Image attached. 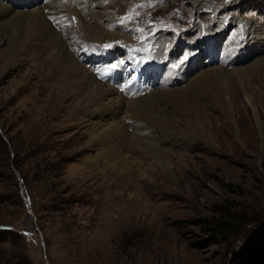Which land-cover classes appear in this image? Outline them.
<instances>
[{
	"label": "rangeland",
	"instance_id": "1",
	"mask_svg": "<svg viewBox=\"0 0 264 264\" xmlns=\"http://www.w3.org/2000/svg\"><path fill=\"white\" fill-rule=\"evenodd\" d=\"M44 1L53 0L4 4L18 13ZM71 1L106 17L105 60L125 49L139 56L149 41L158 50L163 36L166 75L149 72L144 84L192 96L181 99L187 107L159 101L165 129L127 115L151 91L114 85L125 80L117 71L101 79L116 93L129 86L122 111L83 113L68 93L53 109V94L41 92L48 72L38 58L37 70L8 67L13 48L0 31V264H238L264 246V0ZM140 58L84 65L105 75L129 62L142 75ZM136 135L144 144H133Z\"/></svg>",
	"mask_w": 264,
	"mask_h": 264
},
{
	"label": "bare ground",
	"instance_id": "2",
	"mask_svg": "<svg viewBox=\"0 0 264 264\" xmlns=\"http://www.w3.org/2000/svg\"><path fill=\"white\" fill-rule=\"evenodd\" d=\"M23 1L26 3V0ZM4 2L7 3L8 0H0V31L4 32L5 36L9 38L10 46H12L13 48V50H11L12 53L10 52L9 54L8 52L6 57L8 67H12V68L17 67L19 61L20 63L22 62L20 65L25 64L26 62L32 63L33 60L38 58V61H40V63L42 64L44 71L48 72V75L51 77L50 83H48L46 87L41 89V92H45L49 90V92L53 94V99L50 102L49 107L53 109L54 108L57 109V107L62 104L61 100L63 99V97H65L64 94L68 93L69 98L71 97L81 98V101L84 103V108L81 110L79 109V111H82L83 113H90L91 111L95 110L98 113H102L106 111L109 112V114H111L113 112V109L115 108L119 109V111L121 110V108H125L123 107L125 104L124 95L128 93L127 92L128 90L127 91L119 90V92L116 93L115 89L110 84L105 83V81L101 79L103 77L102 72L97 70V68L94 69L93 67L91 71H89V69H86L84 65V62H90L91 64V61L95 63H98L100 61H101L100 63L108 62L107 59L105 60V57H100L101 54H103V52H105L107 48L104 47L103 45L109 46L111 42L110 41L111 32L108 29H105V24H103L102 26L100 25V22L103 19H106V17L102 16L101 17L102 19H99L96 17V15L95 16L90 15V13H88L89 11L86 12L87 8L85 7H84L85 8V13H84V9H82L83 6H80L79 4H76L71 0H60V2L54 0L46 1V2L44 1L42 8L35 9L30 12L24 11V12H29L28 14H25L24 12L16 13L17 11H15V9L10 11L5 6L6 3L4 4ZM64 3L69 8L68 15H66L67 13L64 7ZM82 13H84V15H82ZM15 14H24L25 16H18ZM118 14H120L119 16L121 17L122 14L121 13ZM23 17L28 18L25 24L22 23ZM72 20L75 21L73 22ZM107 23L110 24V27L114 25L113 23H111L109 19L107 20ZM210 23L211 22L209 21L207 23H204L203 27L201 26V28L206 29L208 26L210 27L211 25ZM13 26L17 27L16 29L17 32L15 35L11 36L9 30ZM59 27H63L64 29ZM207 32L210 34V36H213L212 30L211 31L207 30ZM261 36L263 35H260L259 37ZM149 42L143 45H139L140 48L145 47L142 48L144 49V52L140 58L142 59V65L140 66V71H141V67L144 65L146 69H143L142 72L146 73V79L149 72L151 74L150 77L154 78L153 80H156L158 76L164 78L166 72L164 71L163 67L159 68L161 63L158 61V59L161 58L163 54L166 52L167 40L163 36H161L160 39L161 46L160 48H158V50H155V48L149 50L147 47V45L150 44ZM174 42L175 41L173 39L172 41H170V43H168V45L170 46L171 44H174ZM32 45L34 46L38 45L39 47L35 49L34 46H33L34 48L31 47ZM51 48L54 49L55 52L59 54H63L75 58L81 64L82 67L78 66L75 61L69 60L68 62H66L61 59H58V54L57 53L55 54L52 51H50ZM146 51L147 53H145ZM163 51L165 52L163 53ZM150 56L154 58L149 59ZM85 58L86 60H84ZM127 58L128 60L131 59V57H127ZM167 59L170 61V57H167L166 59L163 60L164 65L166 64ZM31 63L29 65L33 66L34 69L37 70L38 65H36L35 62H33L34 64ZM125 68L128 67L126 66ZM135 70H136L135 75H140V72L139 73L137 72L138 68H136ZM121 80L124 81V83H129V82H125V80L123 79ZM197 81L198 79L195 78L194 83ZM144 83L145 82H142V80L139 81L140 86L149 85ZM135 85H136V90H139L137 84ZM148 87L150 88V86ZM149 90L151 91L150 92L151 94L148 95L147 99L143 101L140 99L135 101L132 105V109L130 108V111L127 112V115L129 117L138 116L139 119L141 120L143 119L145 120L146 118L148 120L149 119L153 121L155 120L156 122L160 121L161 126H163L164 128H165L164 125L168 122V119L167 117L164 119L165 115L162 114V111L165 108V107L163 108L164 102H162L163 106L160 107L159 101L160 100L165 101L166 98L175 101L177 100V104H174L173 107L177 106V108H179L181 106H186V102H183L181 99H184V101H188L189 98H191L192 96L190 94V91H188L187 89L164 90L158 93L157 91L159 89L155 90L153 88H150ZM109 97L111 98L110 104H104L103 99ZM127 110L128 109H126V111ZM141 116L143 118H141ZM128 119L131 120V118ZM141 128H145V127H140L137 129H141ZM133 144H144L142 135L141 136L136 135L135 139L133 140ZM113 152L115 151L111 150L110 153Z\"/></svg>",
	"mask_w": 264,
	"mask_h": 264
},
{
	"label": "trees",
	"instance_id": "3",
	"mask_svg": "<svg viewBox=\"0 0 264 264\" xmlns=\"http://www.w3.org/2000/svg\"><path fill=\"white\" fill-rule=\"evenodd\" d=\"M0 232V240L2 239ZM240 255L241 261L238 264H264V246L249 247Z\"/></svg>",
	"mask_w": 264,
	"mask_h": 264
}]
</instances>
